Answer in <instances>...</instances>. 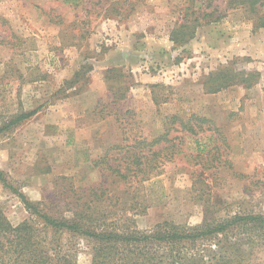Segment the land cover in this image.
Wrapping results in <instances>:
<instances>
[{"label":"rangeland","instance_id":"1","mask_svg":"<svg viewBox=\"0 0 264 264\" xmlns=\"http://www.w3.org/2000/svg\"><path fill=\"white\" fill-rule=\"evenodd\" d=\"M192 13L195 36L174 43ZM221 71L235 82L208 92ZM34 109L0 132V169L32 202L70 217L69 200L103 182L98 209L121 229L264 214V0H0V128ZM135 156L149 180L126 171ZM0 208L13 226L30 218L1 182ZM59 242L91 263L84 239Z\"/></svg>","mask_w":264,"mask_h":264},{"label":"trees","instance_id":"2","mask_svg":"<svg viewBox=\"0 0 264 264\" xmlns=\"http://www.w3.org/2000/svg\"><path fill=\"white\" fill-rule=\"evenodd\" d=\"M262 1L231 0V5L237 2L256 10V4ZM191 15L188 17L190 19L178 24L172 31L171 40L174 43L183 45L195 36L202 19L195 13ZM213 15L214 11L205 14L204 18L211 19ZM235 80L236 75L221 71L215 76L214 87L209 88L208 92H217ZM243 82L248 81L243 79ZM37 111L34 109L16 115L0 128V132L31 118ZM191 116L201 122L207 121L199 115ZM190 131L197 132L192 127ZM168 133L166 131L163 137ZM143 142L153 145L158 140ZM141 158L135 156L132 160L135 167L125 168L136 176L142 173L144 177L141 180L146 181L151 174L143 169ZM103 163L106 164L105 160L94 161L96 166ZM157 166V163L151 164L149 169L154 170ZM102 169L109 172L103 176L113 175L115 182L128 180L129 174L118 165H104ZM0 182L20 198L30 214L29 219L13 226L0 208V264H79L59 242V236L64 232L87 242L91 247L90 264H259L256 261L257 253L264 250V214L238 213L212 221L205 220L194 227L164 221L148 231L130 226L121 229L120 218H109L103 209H98L99 203L108 199L106 189L101 190L103 182L89 186L69 200L70 217L52 211L40 202L30 201L13 186L2 169ZM70 197L67 196L65 201ZM130 221V217H125V222ZM49 232L52 237L48 236Z\"/></svg>","mask_w":264,"mask_h":264}]
</instances>
